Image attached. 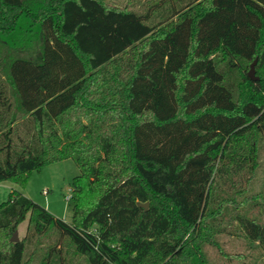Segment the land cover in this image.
Returning <instances> with one entry per match:
<instances>
[{"label": "trees", "instance_id": "obj_1", "mask_svg": "<svg viewBox=\"0 0 264 264\" xmlns=\"http://www.w3.org/2000/svg\"><path fill=\"white\" fill-rule=\"evenodd\" d=\"M67 158L72 220L13 190L0 264L264 255V0H0V182Z\"/></svg>", "mask_w": 264, "mask_h": 264}, {"label": "rangeland", "instance_id": "obj_2", "mask_svg": "<svg viewBox=\"0 0 264 264\" xmlns=\"http://www.w3.org/2000/svg\"><path fill=\"white\" fill-rule=\"evenodd\" d=\"M122 1L125 2V0ZM256 64L257 62L255 63V75L257 76ZM79 173L80 169L75 160L67 158L32 171L25 186H21L11 180L1 181L0 204L9 199L13 190H18L46 207L57 217L69 222L72 220L74 200H68L67 196L69 194L73 195V181ZM27 225L28 219L19 225L20 239L26 236ZM213 238V240L216 239L219 242L217 246L212 243V239L203 243L209 264H264V255L261 250L255 243H250L246 240L244 236L221 229ZM69 257L72 264H88L83 257L76 256L72 249Z\"/></svg>", "mask_w": 264, "mask_h": 264}, {"label": "water", "instance_id": "obj_3", "mask_svg": "<svg viewBox=\"0 0 264 264\" xmlns=\"http://www.w3.org/2000/svg\"><path fill=\"white\" fill-rule=\"evenodd\" d=\"M256 62H257V59L252 63V65H251V69H250V71L248 72L249 76H250L252 79H254V80L258 79V77L255 75V63H256ZM139 205L147 209L148 206H149V203H148V202H146V203H142V202H140ZM11 240H12V241H19V240H20L18 230L14 233L13 237L11 238Z\"/></svg>", "mask_w": 264, "mask_h": 264}, {"label": "built area", "instance_id": "obj_4", "mask_svg": "<svg viewBox=\"0 0 264 264\" xmlns=\"http://www.w3.org/2000/svg\"><path fill=\"white\" fill-rule=\"evenodd\" d=\"M67 199H68V200H71V199H72V194H69V195L67 196Z\"/></svg>", "mask_w": 264, "mask_h": 264}]
</instances>
